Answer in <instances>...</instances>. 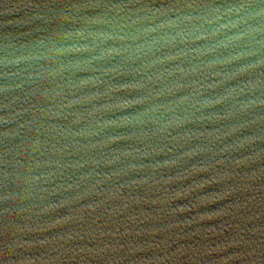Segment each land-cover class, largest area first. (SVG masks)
Wrapping results in <instances>:
<instances>
[{"label":"water","instance_id":"obj_1","mask_svg":"<svg viewBox=\"0 0 264 264\" xmlns=\"http://www.w3.org/2000/svg\"><path fill=\"white\" fill-rule=\"evenodd\" d=\"M0 264H264V0H0Z\"/></svg>","mask_w":264,"mask_h":264}]
</instances>
